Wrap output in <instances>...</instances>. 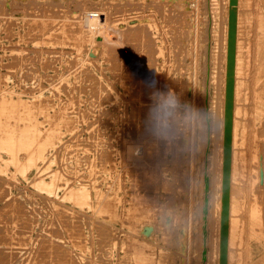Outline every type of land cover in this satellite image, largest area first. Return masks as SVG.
I'll return each mask as SVG.
<instances>
[{
	"label": "rangeland",
	"instance_id": "1",
	"mask_svg": "<svg viewBox=\"0 0 264 264\" xmlns=\"http://www.w3.org/2000/svg\"><path fill=\"white\" fill-rule=\"evenodd\" d=\"M229 1L0 0V264H219L226 122V264H264V0H235L226 94ZM152 73L219 113L199 157L141 138ZM164 204L189 219L179 247Z\"/></svg>",
	"mask_w": 264,
	"mask_h": 264
},
{
	"label": "clouds",
	"instance_id": "2",
	"mask_svg": "<svg viewBox=\"0 0 264 264\" xmlns=\"http://www.w3.org/2000/svg\"><path fill=\"white\" fill-rule=\"evenodd\" d=\"M143 84L149 92L150 103L142 119L141 137L163 149L174 161H189L206 152L212 137L219 136L222 130L219 113L207 105L186 99L167 85L161 86L156 73L144 79ZM207 207V202L203 207H193V225ZM156 228L169 235L173 244L179 247L188 234L189 219L178 206L164 204L159 208Z\"/></svg>",
	"mask_w": 264,
	"mask_h": 264
},
{
	"label": "bare ground",
	"instance_id": "3",
	"mask_svg": "<svg viewBox=\"0 0 264 264\" xmlns=\"http://www.w3.org/2000/svg\"><path fill=\"white\" fill-rule=\"evenodd\" d=\"M234 4H235V2H234ZM234 4L231 6L230 5V1H229V16H228V21H229V26H228V46H227V65H228V69H227V81L229 82H231V73H232V64H233V51H234V31H235V12H234ZM230 12H232L233 13V17L232 18H230ZM231 26L233 27V32H231ZM129 29V28H128ZM125 30V29H124ZM125 33V32H124ZM128 33V32H127ZM63 34V33H62ZM82 35V34H81ZM131 35V34H130ZM141 36V35H140ZM121 37H122V35L120 34V33H118L117 34V36L115 37V39H107V38H105V35L103 36V34H102V41L104 42V45H105V47L107 48V49H115V47H118V45L121 47ZM102 43V42H101ZM117 49V48H116ZM262 49V48H261ZM142 51H143V49H142ZM231 51H232V59H231ZM264 51V50H263ZM262 54H263V52H262ZM260 55V57L262 58L263 56H264V54L263 55ZM261 60V59H260ZM260 63V62H259ZM136 64V63H135ZM138 64V63H137ZM149 65V64H148ZM120 66V65H119ZM119 66H118V68H119ZM122 66V65H121ZM33 67V66H32ZM123 67V66H122ZM139 67V66H138ZM114 68V67H113ZM115 68H117L116 66H115ZM117 68V69H118ZM119 70V69H118ZM151 70V69H150ZM136 71V70H135ZM139 72V71H138ZM132 73V72H131ZM114 74V73H113ZM128 74V73H127ZM130 74V73H129ZM134 74H135V72H134ZM137 74V73H136ZM120 75V73L117 75V76H119ZM137 75H139V74H137ZM133 78V77H132ZM147 78V77H146ZM117 79V78H116ZM141 80V79H140ZM144 80V79H143ZM125 87V86H124ZM39 106V105H38ZM134 110V109H133ZM147 110V109H146ZM227 109H226V113L225 114H227ZM25 114V113H24ZM228 117L226 116V119H227ZM142 122V121H141ZM142 125V124H141ZM228 125H229V123H228ZM142 127V126H141ZM138 131H140L139 130V127H138ZM224 131H225V129H224ZM141 132V131H140ZM137 134V133H136ZM140 134V136H141V133H139ZM225 136V135H224ZM142 138V137H141ZM138 139H140V138H138ZM223 143H224V141H223ZM27 146V145H26ZM145 146H147V145H145ZM142 147V146H141ZM149 147V146H148ZM146 148V147H145ZM149 148H151V147H149ZM147 150V149H146ZM144 151H145V149H144ZM223 151H224V147H223ZM147 153V152H146ZM223 160H224V152H223ZM227 177L226 178H224L225 177V175L223 174V163H222V180H221V209H220V239H219V264H220V254H221V251L222 250H224L225 251V264H226V255H227V221H228V204H229V167H228V169H227ZM262 175V174H261ZM264 175V174H263ZM260 176V175H259ZM258 178H261L262 179V176L261 177H258ZM260 181V180H259ZM264 181V180H263ZM262 181V182H263ZM226 184V185H225ZM237 184V183H236ZM241 187V186H240ZM223 189H225L226 190V192H227V211H226V213H225V216L223 217V215H222V194H223ZM238 189V188H237ZM236 192H237V190H236ZM73 194V193H72ZM239 196V195H238ZM235 198H237V194H236V197ZM240 202V201H239ZM236 203V202H235ZM238 206H240V204L238 205ZM262 206V205H261ZM239 208V207H238ZM236 210V209H235ZM260 210V209H259ZM262 210V209H261ZM257 211H258V209H257ZM235 212V211H234ZM238 214V213H237ZM257 214V213H256ZM264 214V213H263ZM256 216V215H255ZM240 217V216H239ZM113 218V217H112ZM234 219V218H233ZM237 219V218H236ZM235 219V220H236ZM222 220H224L225 221V224H226V233L224 234V237L222 238V234H221V223H222ZM234 220V221H235ZM103 221V220H102ZM257 222V221H256ZM253 223H255V222H253ZM263 223V222H262ZM236 224V223H235ZM234 224V228L236 227V225ZM261 225V224H260ZM233 226V225H232ZM238 227V226H237ZM258 227V226H257ZM263 227V226H262ZM256 228V227H255ZM237 230V229H236ZM261 232V231H260ZM235 243V242H234ZM245 244H246V242H245ZM234 246H236V245H234ZM233 246V247H234ZM244 252V251H243ZM242 254V253H241ZM264 258V257H263ZM261 260V259H260ZM262 262H263V260H262ZM245 264V263H244Z\"/></svg>",
	"mask_w": 264,
	"mask_h": 264
},
{
	"label": "water",
	"instance_id": "4",
	"mask_svg": "<svg viewBox=\"0 0 264 264\" xmlns=\"http://www.w3.org/2000/svg\"><path fill=\"white\" fill-rule=\"evenodd\" d=\"M235 0H230V5L232 6L234 4ZM233 17V13L230 12V18ZM231 32H233V27L231 26ZM231 59H232V51H231ZM232 82L227 81V87H226V94L231 90ZM226 109L228 111L229 107L231 106L230 101H226ZM224 160H223V174L225 175L224 178L227 177V169L229 167V152H230V135H229V125L228 122L225 123V136H224ZM226 185V184H225ZM227 211V192L225 189H223V194H222V215L223 217L225 216V213ZM226 233V224L225 221L222 220L221 223V234L222 238L224 237V234ZM220 264H225V251L222 250L220 254Z\"/></svg>",
	"mask_w": 264,
	"mask_h": 264
}]
</instances>
